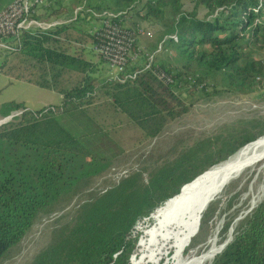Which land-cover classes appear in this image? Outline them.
<instances>
[{
  "label": "trees",
  "instance_id": "obj_1",
  "mask_svg": "<svg viewBox=\"0 0 264 264\" xmlns=\"http://www.w3.org/2000/svg\"><path fill=\"white\" fill-rule=\"evenodd\" d=\"M183 1L53 0L36 17L68 23L24 32L12 40L15 51L2 54L0 72L14 57L19 80L60 94L62 103L37 111L17 102L0 107V117L24 111L0 126V264L40 216L75 201L70 219L29 264H130L132 243L140 244L171 200L264 136V116H257L216 145L182 151L171 161L162 155L107 190L93 189L124 151L112 137L115 128L133 125L140 138L155 140L189 111L187 101L264 102V0H193L191 9ZM134 18L155 30L150 49L127 25ZM105 20L131 41L130 59L115 76L95 49L103 44ZM217 256L212 264H264V199Z\"/></svg>",
  "mask_w": 264,
  "mask_h": 264
},
{
  "label": "rangeland",
  "instance_id": "obj_2",
  "mask_svg": "<svg viewBox=\"0 0 264 264\" xmlns=\"http://www.w3.org/2000/svg\"><path fill=\"white\" fill-rule=\"evenodd\" d=\"M183 2L186 9H191L194 6L193 0H184ZM81 10L82 7H79L75 13ZM199 15H205L203 8H199ZM91 22L95 27L99 24L96 21ZM126 23L128 26H135L137 29L139 44L143 49H150L156 44L158 36L151 26L138 21L136 18L128 19ZM94 57L96 58L95 54ZM14 65H17V59L13 57L11 63L0 72V107L8 102H17L37 111L62 103L60 94L19 80L17 77L22 73L16 68L11 69V66ZM117 73L118 70L112 68V75L115 76ZM189 103H192L189 111L181 119L167 127L162 135L155 140L140 138L139 131L133 125L123 124L115 128L114 132L111 133L112 137L114 136L118 140V144L124 151L118 158L114 159L108 169L94 180L93 189L96 191L107 190L132 172L150 167L162 155L165 160L171 161L177 157V153L194 147L204 148L208 142L214 143L217 138H225L230 134H235L243 130L248 122L257 116H264V102L257 103L247 98L215 96L212 99L187 101V104ZM262 140H264V136L254 142L257 143ZM212 145H216V143ZM255 168L245 171L244 175L242 174L240 178L233 181L223 194L216 196L211 202L209 209L207 208L202 218L201 229L199 226L193 237L192 245L184 253L185 257L201 246L209 247L210 238L216 237L218 246L224 245L229 239L234 238L240 223L264 199V162ZM210 169L206 171L205 178ZM149 170L151 171V169ZM78 202L75 201L69 204L65 210L52 215L40 216L24 240L7 254L1 264H29L49 244L53 230L70 219ZM143 223L144 221L136 228L141 227ZM137 233L140 232L136 231ZM132 239L134 240L135 237L132 236ZM137 244L132 243V246L134 245L132 255H134L131 256L130 263L132 259L139 256ZM202 251L203 249L199 253ZM172 254L173 251H170V254L161 259L158 264H164L168 257H172ZM208 264H212V262Z\"/></svg>",
  "mask_w": 264,
  "mask_h": 264
},
{
  "label": "bare ground",
  "instance_id": "obj_3",
  "mask_svg": "<svg viewBox=\"0 0 264 264\" xmlns=\"http://www.w3.org/2000/svg\"><path fill=\"white\" fill-rule=\"evenodd\" d=\"M263 162L264 140L242 148L227 161L212 167L203 182L174 199L165 208L159 221L141 240L138 258L132 259L130 264H158L170 251H173L172 257H168L164 264L213 262L225 248V244L217 245L216 237L210 238L209 247L201 246L187 257L184 253L192 245L205 211L215 197L223 194L245 171L252 170ZM201 249L203 251L199 253Z\"/></svg>",
  "mask_w": 264,
  "mask_h": 264
},
{
  "label": "built area",
  "instance_id": "obj_4",
  "mask_svg": "<svg viewBox=\"0 0 264 264\" xmlns=\"http://www.w3.org/2000/svg\"><path fill=\"white\" fill-rule=\"evenodd\" d=\"M51 1L53 0H15L6 10L0 13V60L4 52L15 51L12 40L19 39L22 33H46L65 23L61 20L46 21L36 17ZM96 16L100 17L99 15ZM113 17H115L113 14L107 15L108 19ZM104 25L107 29L102 36L103 44L95 49L108 60L112 68H116L119 72L130 59L131 41L120 28L112 25L110 20H105ZM23 113L24 111H18L7 117H2L0 126L21 117Z\"/></svg>",
  "mask_w": 264,
  "mask_h": 264
},
{
  "label": "crops",
  "instance_id": "obj_5",
  "mask_svg": "<svg viewBox=\"0 0 264 264\" xmlns=\"http://www.w3.org/2000/svg\"><path fill=\"white\" fill-rule=\"evenodd\" d=\"M14 1L15 0H0V13L6 10ZM58 20H61V19H58ZM63 22L68 23V21H63ZM27 109L31 110L29 107H27Z\"/></svg>",
  "mask_w": 264,
  "mask_h": 264
},
{
  "label": "water",
  "instance_id": "obj_6",
  "mask_svg": "<svg viewBox=\"0 0 264 264\" xmlns=\"http://www.w3.org/2000/svg\"><path fill=\"white\" fill-rule=\"evenodd\" d=\"M246 146H247V145H246ZM246 146H245V147H246ZM151 215H152V214H151ZM150 217H151V216H150ZM230 242H231V241H227V242L225 243V248L229 245ZM225 248H224V249H225ZM224 249H223V250H224ZM221 253H222V251L220 252V254H221ZM131 258H132V257H131Z\"/></svg>",
  "mask_w": 264,
  "mask_h": 264
}]
</instances>
